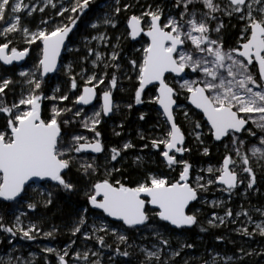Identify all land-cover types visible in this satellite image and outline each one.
I'll list each match as a JSON object with an SVG mask.
<instances>
[{"label": "snow or ice", "instance_id": "6c2138e0", "mask_svg": "<svg viewBox=\"0 0 264 264\" xmlns=\"http://www.w3.org/2000/svg\"><path fill=\"white\" fill-rule=\"evenodd\" d=\"M48 5L57 8L53 0H47L44 7L39 9L35 6L30 7L23 0H0V21L5 25L0 29V36L4 38V42L0 43V61L10 65L13 61L22 60L29 54L30 46L37 41L40 42L37 44L40 54L35 65L36 70L31 73H20L22 77H27L23 83L29 87L26 94L21 93L18 101L11 103L7 101L8 91L13 90L10 85L14 81L8 77H0V114H3L4 120L3 125L0 126V198L4 201L22 202L28 195L29 181L34 180L43 181L50 184L51 188L62 189L65 192L76 191L77 184L65 178L66 171L75 165L82 176L89 178L99 172L101 165L98 157L85 156V154L106 153L105 145L99 139L102 133L97 126L102 123L105 116H109L114 109L119 108L113 99V89L117 88L119 77L114 72L109 79L107 71L109 67H114L117 72L120 70L121 65L115 63L119 53L112 51L110 63L104 58L103 53L89 48L88 56H95L91 61L93 69L103 63L104 69L101 70L103 75H98L95 70L88 75V69L82 67L79 75L84 80V84L81 88L76 76L71 75V65H69L71 89L75 90L73 107H57L53 104L48 117L42 116L43 99L69 100L67 94L46 96L42 84L49 73L57 71V61L61 49L65 47V40L69 38V34L77 27V22L86 15V10L90 7L89 0H69L66 7L61 4L56 11V15L61 17L69 13L67 16L69 23L61 22L50 29L40 28L36 31H31L21 24L19 13L22 10H26L27 15L31 16L37 10L44 12ZM117 5L114 13L104 15L103 24L113 28L117 26V18L122 11L119 0ZM130 7L132 5L124 4L123 10H128ZM169 7L172 10L165 14V9ZM216 13L228 17L235 16L244 22L237 47L227 49L224 47L221 35L224 24ZM213 21H218L214 27ZM42 23L46 25L48 21ZM91 27L97 28L98 23H93ZM18 32L29 46L23 50H18L15 46L9 48L12 44L9 36ZM126 32L132 40L141 33L148 37L146 46L141 49L142 57L139 60L130 59V67L123 75L130 81H135L136 104L145 102L142 97L150 85L155 89L149 102L159 105L162 109L160 115L163 117V136L152 139L151 145L157 149H161L163 145L159 155L164 158L169 168L174 165H183V167L179 172V179L175 182L167 177L149 173L142 182L137 181L134 187H130L119 179L114 182L110 180L112 173L120 169H117L115 164L109 169L108 157L105 155L106 177L92 183L84 192L90 208L85 207L83 213L92 212L94 217L91 233L84 231L88 226L87 215H80L70 231L73 236L81 233L86 240L95 236L96 242L102 248L112 247L105 240V235L111 233L116 236L120 244L126 245L125 249L121 250L118 244L115 254L130 257L132 253L128 249L133 247L130 233L138 231L141 227H151L149 235L155 237L156 242L151 249L140 248L143 259L139 264H178L176 258L181 256L183 249L194 248L195 245L183 242L178 249L172 250L167 259H162L165 253L161 245L171 248L172 233H176L177 230L182 233L199 224L196 213L189 214L186 211L189 203L197 200L199 191L208 190L209 185L219 183L226 186L223 191L231 194L239 184H244L245 180H247L246 190L252 189L257 182V174L252 166L253 159L261 172H264V0H227L223 7L217 0H173L170 6L167 3L164 6L146 5L140 15L133 14L128 17ZM213 32L217 34L215 37ZM91 39L105 41L107 37L105 34H100ZM84 59L87 60L88 57ZM257 66L258 74L252 70ZM187 69L191 70L190 73L186 71ZM192 74H195V79L185 78ZM169 76L174 83L179 84V88L173 87L168 82ZM106 79L108 85L102 91V103L98 108L93 106L91 115H88L83 107H77L90 105L93 100L98 99L97 89L99 85L105 84ZM54 91H59V88ZM181 94H184L185 99L203 114L200 119L191 120L193 135L199 143H204L203 133L196 130L203 127L208 128L209 134L215 141L223 142L224 138L229 141V144L225 145L228 151L219 167H208L210 178L207 183H200L205 178L197 175L195 186L189 180L192 165L182 158V154L190 149L185 146V133L176 122V109L182 107L177 103V97ZM128 107L131 108L132 105L129 104ZM68 112H72L73 117H80L81 127L94 133V136L73 133L70 138H66L63 127L73 123V120L64 116ZM184 116L188 119L189 112L184 111ZM140 119H144L143 113ZM205 119L206 124L203 122ZM249 121L255 126L254 128L247 127ZM244 133L255 140H246ZM141 139H144L143 135ZM132 147L134 145L131 142L124 143L122 148L112 147L110 160L119 163L117 158L121 153ZM203 152L208 154V147H204ZM232 152H235V158ZM177 153L181 154V158L177 157ZM135 163L139 166L142 158L136 157ZM240 172L246 173L247 176L241 177ZM36 194L45 197V207L52 204L51 191ZM215 203L214 201L213 204ZM27 207L35 210L38 202L29 201ZM257 211L264 215V209ZM23 215L25 214L21 213L16 216L12 226L4 223L3 217H0V230L13 238L19 234L23 239L35 240L40 229L35 223L23 227L21 221ZM240 215L247 216L248 221L252 222V217L247 211L235 213V217ZM108 217L113 218L117 223L110 224ZM230 217H234V213L228 209L224 217L213 213V218L207 223L211 227H218ZM154 220L156 224L153 226ZM230 222H235V219ZM161 228L164 232L160 231ZM200 230L203 232L208 229L201 226ZM55 231L58 230L54 228L43 235L51 237ZM237 231L246 236L256 234L264 236V223L256 224L252 231L246 226ZM97 233L105 235H97ZM217 239L222 240L223 237L217 236ZM42 251L47 254L55 253L57 264H72L65 259L69 255L66 249L63 250V254L51 247H45ZM240 252L243 255L252 254L242 248ZM91 255L98 256V252L92 251ZM109 259L111 261L112 258ZM234 259L242 260L241 257H221L216 253L210 259L204 260L203 264H221V261L223 264H230ZM15 260L16 264H34L33 260H22L20 257H16ZM75 260H83L84 264H101L99 259L90 260L87 251L83 254L79 251L75 252ZM0 264L3 262L0 261ZM122 264H130V262L125 260Z\"/></svg>", "mask_w": 264, "mask_h": 264}, {"label": "rangeland", "instance_id": "374dc122", "mask_svg": "<svg viewBox=\"0 0 264 264\" xmlns=\"http://www.w3.org/2000/svg\"><path fill=\"white\" fill-rule=\"evenodd\" d=\"M25 4H28L30 7L35 6L37 9L44 7L47 0H23ZM53 2L56 4L57 8L63 4L65 7L68 5L69 0H53ZM218 3H221L222 7L227 3V0H217ZM90 7L89 12L87 13V16L84 18V23L81 25L80 33L87 32V36L83 37H76L72 39L71 43L68 44L65 54L66 57L62 58L61 64L57 70V72L45 79V82L42 84L45 87V95L46 96H59L61 94H67L69 96V100L61 101V100H50V99H43L41 102V110L45 108L47 115L50 114V110L53 104H55L57 107H73V101L75 100V90L71 89V80L69 75V68L68 66L71 65V75H75L76 79L79 83V85L83 86L84 80L80 77V72L82 67H86L88 69V75H91L92 71L95 70L98 75H103V72L101 71L104 69V64L100 63L98 67L93 69V65L91 61L95 59L94 55L88 56V49H94L95 51L101 52L104 54V58L106 60L110 61V57L112 54V51L115 50L119 53V56L115 63H118L121 65L120 70L117 72V69L114 67H109L107 71H113L117 73L118 77L122 80V82L126 83L129 81L123 73L128 69L126 67V57L128 54H125L126 52V42L130 38L127 35L126 29H127V20L128 17L131 15H140L142 11L145 10L146 5H156L159 4L161 6H164L165 3H167L169 6L173 3V0H119V6H121L122 11L118 15V22L117 26L115 28L110 27L108 25L103 24V17L106 13H114V9L118 6L117 0H89ZM129 4L132 5L128 10H123V5ZM57 8H52L51 5H48V7L45 8L44 12H40L39 10L35 11L31 16L27 15L26 10H22L19 15H21V24L24 26H27L31 31H36L40 28H52L55 27L58 22V16L56 15ZM88 10V9H87ZM169 10H172L170 7L165 9V14ZM173 13L175 14L174 10ZM66 15H69V13H65ZM219 20L223 21L224 27L221 29V35L222 39L224 41L226 34L232 33L231 42L225 44V48H233L238 46V41L240 39V34L244 29V22L240 21L238 18L234 17H228L227 15H223L222 13H216ZM48 21V23L45 25L42 23V21ZM87 21V22H86ZM85 22L87 24H85ZM218 21H213L212 26L214 27L215 24ZM93 23H98L97 28L91 27ZM4 22L0 21V29L4 27ZM100 34H105L107 39L105 41L100 40H93L91 37L98 36ZM217 34L213 32V36L215 37ZM9 39L12 40V44L9 45V48L15 46L18 50H23L25 47H29L25 42L24 38L21 33H14L11 36H9ZM4 42L3 36H0V43ZM39 41H37L35 44H37ZM35 44H32L30 46L28 57L26 58V62L20 66L16 67L14 70L8 69L5 73L0 72V77H8L11 78L14 83L10 85V87L13 89L12 91H8L7 101L9 103L13 101H18L21 93L24 94L28 91V85L23 83L27 79V77H22L20 75L21 72H27L31 73L34 72L35 65L37 63V60L35 58V54L33 51L32 46ZM234 44V45H233ZM139 49V48H138ZM136 49L135 51H137ZM134 51V52H135ZM132 55V54H131ZM129 55V56H131ZM88 57L87 60H85V57ZM190 73V69L186 70ZM38 74V73H37ZM111 74V73H109ZM186 79L191 78L195 79V74H192L190 76H186ZM110 79V78H109ZM121 82V83H122ZM170 84L174 85L176 88H179V84L174 83L171 77L169 76ZM95 83V81L93 82ZM106 85H108V79L105 82V84L99 85V91L102 93V91L105 89ZM59 88V91H54L55 89ZM7 91V90H6ZM127 90L123 88V85H118L116 89H113V96L115 99L116 105H120L118 109H114L113 116H112V122L111 126L116 127L119 129V132L116 133H124L125 136L132 135L133 138H130L125 141L131 142L134 147L129 148L123 152H128V155L122 154L118 157L119 163L115 161L110 160V150L112 147H119V145H113L109 146L106 149V153L102 154V162L99 163L101 165L99 172H102V175H104V178L106 177L105 172V166H106V160L105 155H107V167L110 169L113 163L115 164V167L118 168L122 166L125 163H135L136 157L142 158V163L148 162L147 159H153L152 155L145 152L147 148H153L151 145V141L154 138H161L163 136L162 132V122L163 117L160 115V112L152 111L151 107L148 106L151 105V102H149L148 99L142 103L138 104L140 105V114L143 113L144 115L149 114L152 115L153 120L149 122V124L144 128L141 127V125L135 123V119L131 115V108L128 107V103L125 102L124 104L121 102L122 98L126 95ZM181 98L185 101V95H181ZM43 103H46L45 107H43ZM96 108L99 107L100 102L97 100V102L94 104ZM93 105V106H94ZM93 106L90 108H87L85 111L88 115L92 114ZM143 106H145V109H143ZM24 107V106H21ZM78 107V106H77ZM139 109H135L136 113L139 111ZM75 110V109H74ZM184 111H186L185 106L182 105L181 108L176 109V116L179 114V119L183 123V128H185L187 139H190V146L188 147L190 149L195 151L199 154H204L203 149L204 143H199L195 136L193 135V125L191 123L192 117L189 116L188 119L184 116ZM69 114L71 117L73 116L72 112L65 113V115ZM136 117V116H135ZM80 118V117H78ZM0 119L3 121V114H0ZM158 119V120H157ZM104 121V118H103ZM2 124V122H1ZM3 125V124H2ZM0 125V126H2ZM128 127H132L133 129L128 130ZM249 127H255L251 121H249ZM85 133H83L86 136L92 137L94 134L92 132H89L87 129H84ZM197 131V130H196ZM114 134L115 136H118L117 134ZM141 135H143L144 139H141ZM241 135V134H240ZM244 138L249 141L255 140V138L248 136L247 133L243 134ZM136 142L138 144H136ZM258 143V141H256ZM124 144V143H123ZM123 144L120 148L123 147ZM229 144L228 139L221 142L220 150L223 156L227 153V149L225 148V145ZM144 145H148L147 147H144ZM163 147V145H161ZM229 148H231V145H229ZM157 149V148H156ZM159 150V149H158ZM131 151H133L132 155H130ZM243 151V149H242ZM185 153L182 154V158H185ZM178 158H181V154H176ZM233 157L235 158V152H232ZM158 157L163 160V157L159 155V152L157 154ZM164 162V161H163ZM141 163V164H142ZM136 164V163H135ZM140 164V165H141ZM165 164V163H164ZM221 164V162H220ZM200 165L191 167L190 174H189V180L190 183H192L193 186H195L196 182V176L200 175L203 176L205 179L202 180L200 183L204 184L207 183V180L210 178V174L207 172V169L209 166H212L213 168L219 167V165ZM166 165V164H165ZM256 171L257 174V182L253 186L252 189L246 190V184L247 180H245L244 184H239L238 187L233 190L231 194H229L226 191H223V186H219L217 184L209 185L208 190L201 189L198 194L197 200H195L196 208L195 213L197 216L201 217V220L204 221L202 223H207L209 219L213 218V213L218 214L221 217L225 216V212L228 209H231L234 213V217L227 218L224 224H219L218 227H211L217 230H221L223 233V239L217 243V245H211L202 243V238H196L192 242L189 241L187 238H184L182 235L178 233H172L171 234V248H166L163 245H161V248L164 250L165 255L162 256V259H167L168 256L171 255L172 250L178 249L180 244L183 242H190L195 245L194 248H185L182 251V254L180 257H177L176 260L178 264H203V261L206 259H210L211 256L215 255L216 253H219L221 257L224 256H234V257H241L242 260H233L230 262V264H247V260L252 259H259L258 264H264V257H260L264 255V245L258 244V239L255 242H252L249 238H252V236H246L241 234L237 231V229H240L242 227H247L249 231H252L256 224L258 223H264V215H261L260 211H257V209H264V172H261L260 168L256 165L255 159H253V165H252ZM74 168L77 166H73ZM174 170L178 169V172L182 169L183 165H174ZM114 173V172H113ZM113 173L111 177L113 176ZM153 174V173H151ZM156 175V174H153ZM241 177L247 176L246 173L240 172ZM158 176V175H157ZM110 177V180H111ZM179 179L178 177L175 180ZM175 180H171L172 182H175ZM143 181V180H142ZM141 181V182H142ZM114 182V181H113ZM50 189H53L50 187V184L48 183H40L36 185H31L28 187V195L25 196L24 200L20 203H16L15 208L10 211L8 214V223L10 226H12L15 223V217L20 215L21 213H24L25 215L21 216L22 226L27 227L29 223H35L38 228L40 229L39 233L36 235V239L29 241L27 239H23L19 234L15 238L11 237L10 234L6 232H0V261L3 262V264H9V261H11V264H16V257L22 258V260H33L34 264H37L39 262L47 263V260H51L52 264H57V256L55 253L47 254L42 251L45 247H51L55 249L60 254H63V250H67L69 255L65 257L66 260H69L72 262V264H84L83 260L76 261L75 260V252L79 251L82 254L87 251L89 253L90 260H96L99 259L101 264H122L123 261L127 260L130 262V264H139L140 260L143 259V255L140 252L141 247H146L151 249L153 243L156 242L155 237L150 236L149 233L151 232V227L149 228H143L136 231L134 234H130L131 236V243L133 244L132 248H129L128 251L132 253L130 257H123V256H117L115 254V248L119 244L121 250H124L126 245L120 244V242L116 239V236L109 233L108 235H105L104 233H97V235H105V240L108 239V243L113 248H102L99 243L96 242L95 236H93L92 239L86 240L84 236L81 233H77L75 236L72 235L70 229L75 225L80 215H87V227L84 229V231H87L91 233V224L93 223L94 217L92 213H83V209L78 210L76 213L73 212L70 215V220L68 222L59 221L55 219V211L52 212V216L50 217L46 209L49 205L46 207L44 206V199L45 197L39 196L36 193H44L46 191H50ZM89 189V188H88ZM29 201L38 202V207L35 210L29 209L27 207V203ZM216 202L213 204V202ZM13 203V202H12ZM199 210V211H197ZM95 211V210H94ZM244 211H247L251 217L252 222L250 223L248 221V217L245 215H240L238 217H235V213H242ZM233 219H235V222H230ZM108 220V219H107ZM110 224V221H108ZM218 223V222H217ZM57 229L58 231H55L53 233V236L46 237L43 235V233L52 231L53 229ZM121 231H123L121 229ZM161 232H164L160 229ZM167 235V234H166ZM256 237H259L261 235L256 234L253 235ZM10 241V242H9ZM72 241H75V243H72ZM215 242V240H214ZM221 246V247H220ZM220 247V248H217ZM244 249L245 252H251V255H243L240 252V249ZM154 250V249H153ZM96 251L98 252V256H92L91 252ZM33 255H29V254ZM111 257V261L109 259ZM221 264L223 262L221 261Z\"/></svg>", "mask_w": 264, "mask_h": 264}, {"label": "trees", "instance_id": "16d2710c", "mask_svg": "<svg viewBox=\"0 0 264 264\" xmlns=\"http://www.w3.org/2000/svg\"><path fill=\"white\" fill-rule=\"evenodd\" d=\"M89 12V9L86 10V15H83L81 17V19L77 22V27L75 28L74 33L71 35V37L68 40V44L71 43L72 39L76 38V37H83V36H87V32L85 31L84 33H80V29H81V25L84 23V18L87 16V13ZM67 16L68 15H64L63 17H58V23H69V21L67 20ZM87 22V21H86ZM85 22V24H87ZM231 38H232V33L231 34H226L225 39L223 41L224 43V47L225 44L227 43H231ZM146 41L144 38H141L139 41L132 43L131 41H127L126 42V52L125 54H128V56L126 57V67H130L129 65V61L130 59H140L142 57V47L146 46ZM37 44H40V42H38ZM37 44H35L34 46H32L33 51H34V56L37 60L38 56H39V48H37ZM139 48V49H138ZM136 49H138L137 51H135ZM135 51V52H134ZM132 54V55H131ZM131 55V56H129ZM66 55H63V58H65ZM26 62V61H25ZM16 67H4L3 65L0 64V72L5 73L8 69H12L14 70ZM108 73H113V71H108ZM111 74H109V78L111 76ZM122 79L119 78L118 81V85H123V88L127 90L126 95L124 96V98H122L121 102L124 104L125 102H127L128 104L132 105V109H131V115L133 118L135 119V123L141 125V127H146L150 121L153 120L152 115L146 114L144 115V119H140V105L135 103V99H134V83L135 81H127L126 83L120 81ZM107 81V79L105 80V82ZM122 82V83H121ZM173 87H175L173 85ZM42 89L44 94L45 92V87L44 85H42ZM97 91L100 93L99 88L97 89ZM155 92V89L150 88L148 90L145 91L142 99L144 101H146L148 98L147 97H151ZM182 96L184 94H181ZM181 95H179L177 97V103L179 105H185V101L181 98ZM114 100H119L120 99H115V97L113 96ZM43 107H45L46 103L42 104ZM120 107V105H119ZM149 108L151 107V110L154 112L155 110V103H151L150 106H148ZM135 109H139V111H137L136 113H134L136 110ZM143 109H145V106H143ZM87 111V110H85ZM186 111L189 112V116L192 117L193 120L195 119H200L201 116L195 112H193V110H191L190 108H188L186 106ZM193 113H195L196 115H192ZM178 116H176V122L177 124L181 127L182 131L185 133V146L188 148L190 146V139H187L186 136V132H185V128H183V123L182 121L179 119V113H177ZM42 116L44 118H47L48 115L46 113L45 108L42 109ZM136 116V117H135ZM65 118L67 119H71L73 120V123L68 124V125H64L63 127V132L66 135V138H70L71 134L73 133H85V130L83 127H81L79 121L80 118L78 117H71L69 114L65 115ZM158 120V119H157ZM4 123V120L1 121L0 119V125ZM111 122H112V117L109 119H104V121H102V123L100 125H98V130L102 133L101 137L99 138L102 143L105 145V148L107 149L109 146H113V145H119V147L122 146L123 143H125L126 140L133 138L132 135L130 136H125L124 133H120L118 136H115L114 134L118 131L119 129L116 127L111 126ZM204 122V121H203ZM133 129L132 127H128V130ZM197 131H200L203 133L202 139L204 140V146L208 147L209 152L208 154H199L196 153L195 151H193L190 147V151L186 152L185 154V160H187L192 167L195 166H204V165H218L220 164L221 160H222V154L220 150L221 147V143H214L212 141L211 135L208 132V128L207 127H203L201 129H197ZM94 134V133H92ZM136 144H138L136 142ZM163 147L161 146V149ZM161 149H156V148H147L145 150L146 153L151 154L153 159L151 160L150 158L147 159L148 162H144L141 165L137 166V164L135 163H125L122 166L118 167L117 169H120V171L114 172L113 176L111 177L112 181H115L117 179L121 180L122 183H125L126 185L130 186V187H134L136 185L137 181H142L145 176H147L149 173H153L156 174L158 176H162V177H167L170 180H175L178 177V169L174 170V167L169 168L167 165L164 164L163 160H161L160 157L157 156L158 152H160ZM128 152H130L129 150L126 152H123L122 154H126L128 155ZM132 152V151H131ZM98 162L101 163L102 162V155L98 156ZM114 164V163H113ZM66 179L71 180L73 183L77 184V189L74 192H65L62 189H50V191L53 193L51 199H52V204H50L47 209L46 212L47 214L50 216H52V212L55 211V219L59 220V221H64L65 223L68 222L70 220V215L73 212H77L78 210L85 208V207H89L90 205L87 204V201L85 199L84 196V192L88 190V188H90L91 184L94 183L95 181H97L98 179H104V175H102V172H98L96 174H94L92 177H84L81 175L80 172L77 171V167H72L70 170L66 171ZM16 204L13 203H9L6 202L4 200H2L0 198V217H3V221L4 223H6L8 226V214L10 213V211H12L15 208ZM195 208H196V203L194 202L190 208H189V214L195 212ZM94 211V210H93ZM92 213V212H89ZM50 216V217H51ZM198 220H199V224L198 225H194L192 226L191 229H187L184 230L182 233H179V230H177L176 233L182 235L184 238H187L189 241H193L196 238H202V243H206L211 244L208 246H213L214 244L217 245V243H219V241L217 239V236H221L223 237V233H221V230H217L214 228H209L208 224L202 223L204 221L201 220L200 216H197ZM163 223V222H161ZM114 224V223H113ZM156 224V221H153V226ZM201 226L207 228V231H201L200 228ZM161 230L164 231L163 228H161ZM0 232L3 233L2 230H0ZM130 233V234H134ZM252 242H255L257 239L258 244L264 245V236H252V238H249ZM215 240V242H214ZM106 243L108 245H110L108 243V239H106ZM221 247V246H220ZM217 247V248H220ZM113 248V247H111ZM260 257H264V255L260 256ZM259 259H252V260H247L246 263L247 264H258ZM48 264H52L51 260H47ZM37 264H45L42 262H39Z\"/></svg>", "mask_w": 264, "mask_h": 264}, {"label": "water", "instance_id": "95a60500", "mask_svg": "<svg viewBox=\"0 0 264 264\" xmlns=\"http://www.w3.org/2000/svg\"><path fill=\"white\" fill-rule=\"evenodd\" d=\"M74 31H75V28L73 29V32H71V33L69 34V38H70L71 35L74 33ZM69 38L65 40V47L61 49V54H60V57L58 58V61H57V70H58V68H59V66H60V64H61V61H62L63 55L65 54V50H66V48H67ZM129 38H130V41L133 42V43L139 41L141 38H144L146 42L148 41V37H147L146 35H144L143 33H141V35L138 36L135 40H132L131 37H129ZM41 46H42V45H41ZM26 57H27V56H25L24 59L19 60V61H13V63L10 64V65H5V64H3L2 61H0V64L3 65L4 67H11V66L20 67V66H22V65L24 64V62H25V60H26ZM257 71H258V66H257ZM56 72H57V71H56ZM56 72H54V73H49V74L44 78V80L47 79V78H49V77H51V76H53ZM168 75H169V74H166V76H168ZM181 75H184V74H181ZM177 79H179V78H177ZM150 88H152L151 85H150L146 90H148V89H150ZM146 90H145V91H146ZM98 98H99V100H100V103H102V93L99 95ZM96 100H97V99L93 100L92 104H90V105H87V106H78V107H83L84 109H87V108L93 106L94 103L96 102ZM186 104H187V106L190 107L193 111H195L196 113H199V114L201 115V117L203 116V114H202L199 110L195 109L194 106L191 105L190 102H189L188 100H186ZM155 106H156L157 111H159V112L162 111V109H160L159 105L155 104ZM112 114H113V113L109 114V116H105L104 119H108V118H110V117L112 116ZM204 121H205V123H206V119H205ZM239 134H240V133H237V135H239ZM212 139H213V138H212ZM224 139H225V138H224ZM213 141H214V142H217V143H220V141H215L214 139H213ZM88 155H91V156H97V157H98V156H100V155H102V154H96V153H86V154H85V156H88ZM163 161H164V158H163ZM164 163L167 165L166 161H164ZM40 183H43V181H39V180L29 181V185H28V187L31 186V185H36V184H40ZM44 183H45V182H44ZM217 185H219V186H223V187H226V186L221 185V184H219V183H217ZM1 199H2V198H1ZM2 200H3V199H2ZM6 202L12 203L13 201H6ZM193 203H194V201H191V202L189 203L188 208H186V211H187L188 213H189V208H190V206H191ZM149 207H151V206H149ZM107 219H108V221H110L111 223H117V222H114V221H113V218H111V217H108Z\"/></svg>", "mask_w": 264, "mask_h": 264}, {"label": "flooded vegetation", "instance_id": "af4514ba", "mask_svg": "<svg viewBox=\"0 0 264 264\" xmlns=\"http://www.w3.org/2000/svg\"><path fill=\"white\" fill-rule=\"evenodd\" d=\"M132 43H133V42H132ZM233 45H234V44H233ZM27 57H28V55H27ZM27 57H26V58H27ZM25 61H26V60H25ZM24 63H25V62H24ZM254 63H255V62H254ZM11 67H16V66H11ZM8 68H9V67H8ZM252 70L254 71V73H257V74H258L257 67L254 68V69H252ZM185 77H186V76H185ZM98 93H99V92H98ZM100 94H101V93H99V95H100ZM113 99H114V98H113ZM97 100H99V98H98ZM97 100H96V102H97ZM96 102H95V103H96ZM99 102H100V100H99ZM95 103H94V104H95ZM114 103H115V100H114ZM185 105L187 106V104H186V100H185ZM186 106H185V109H186ZM91 107H92V106H91ZM187 107H188V106H187ZM89 108H90V107H89ZM188 108H190V107H188ZM190 109H191V108H190ZM191 110H192V109H191ZM113 112H114V111H113ZM193 112H195V111H193ZM195 113H196V112H195ZM197 114H199V113H197ZM199 115H200V114H199ZM112 116H113V114H112ZM112 116H111V117H112ZM200 116H201V115H200ZM111 117H110V118H111ZM108 119H109V118H108ZM105 120H106V119H105ZM204 123H205V121H204ZM205 124H206V123H205ZM247 127H249V125H248ZM239 135H240V134H239ZM211 138H212V137H211ZM224 140H226V138H225ZM224 140H223V141H224ZM212 141H213V139H212ZM213 142H214V141H213ZM214 143H217V142H214ZM220 143H221V142H220ZM222 159H223V158H222ZM221 163H222V160H221ZM194 202H195V201H194Z\"/></svg>", "mask_w": 264, "mask_h": 264}, {"label": "bare ground", "instance_id": "6f19581e", "mask_svg": "<svg viewBox=\"0 0 264 264\" xmlns=\"http://www.w3.org/2000/svg\"><path fill=\"white\" fill-rule=\"evenodd\" d=\"M133 151L130 153V155H132Z\"/></svg>", "mask_w": 264, "mask_h": 264}]
</instances>
